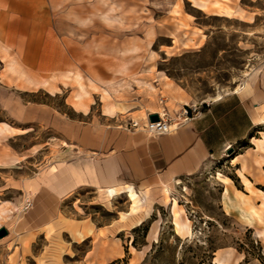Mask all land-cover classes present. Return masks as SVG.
I'll use <instances>...</instances> for the list:
<instances>
[{
	"label": "rangeland",
	"instance_id": "1",
	"mask_svg": "<svg viewBox=\"0 0 264 264\" xmlns=\"http://www.w3.org/2000/svg\"><path fill=\"white\" fill-rule=\"evenodd\" d=\"M234 95L264 102V0H0V264H264V124L137 193L71 180L88 174L77 129L160 113L172 130ZM56 186L49 215L22 213Z\"/></svg>",
	"mask_w": 264,
	"mask_h": 264
},
{
	"label": "crops",
	"instance_id": "2",
	"mask_svg": "<svg viewBox=\"0 0 264 264\" xmlns=\"http://www.w3.org/2000/svg\"><path fill=\"white\" fill-rule=\"evenodd\" d=\"M53 68L56 69V64ZM260 105L264 102H256L251 111V104L247 106L237 95L224 96L204 103L203 108L190 117L179 119L169 133L154 137L137 128L101 140L91 130L87 136L82 131L80 136L81 131L77 129L73 133L72 147L78 153L83 151L88 174L87 177L81 174V170H76L72 164V184L80 187L89 180L93 187L104 190V193L122 191L120 194H126L123 193L126 188H133L134 191L148 189L150 185L190 176L209 159L219 158L229 145L245 138L251 139V128L264 120L256 111ZM248 147L251 148V145ZM66 194V190L58 186L45 190L37 188L32 198L26 197L22 213L26 216L36 213L49 215L51 206L46 201L54 203L55 198ZM138 221L142 222V219H137L134 226L138 225Z\"/></svg>",
	"mask_w": 264,
	"mask_h": 264
},
{
	"label": "built area",
	"instance_id": "3",
	"mask_svg": "<svg viewBox=\"0 0 264 264\" xmlns=\"http://www.w3.org/2000/svg\"><path fill=\"white\" fill-rule=\"evenodd\" d=\"M133 127H136V123H133ZM141 129L147 133L148 136L154 137L169 133L171 131L170 125H168L163 119L158 118L156 122L146 121L145 124L141 126Z\"/></svg>",
	"mask_w": 264,
	"mask_h": 264
},
{
	"label": "water",
	"instance_id": "4",
	"mask_svg": "<svg viewBox=\"0 0 264 264\" xmlns=\"http://www.w3.org/2000/svg\"><path fill=\"white\" fill-rule=\"evenodd\" d=\"M158 120V116L156 114H150L148 115V121L149 122H156ZM5 235V230L0 229V238Z\"/></svg>",
	"mask_w": 264,
	"mask_h": 264
},
{
	"label": "bare ground",
	"instance_id": "5",
	"mask_svg": "<svg viewBox=\"0 0 264 264\" xmlns=\"http://www.w3.org/2000/svg\"><path fill=\"white\" fill-rule=\"evenodd\" d=\"M66 63V62H65ZM157 115V114H156ZM158 118H161V114L160 113H158ZM262 124H264V120L263 121H261L258 125H262ZM259 147L261 148V149H264V146H262V144H260V141H259ZM166 191L168 192V189H166ZM110 195L111 196H113L114 195V193L112 192V191H110ZM175 201L173 202V204H174V206H176L175 205Z\"/></svg>",
	"mask_w": 264,
	"mask_h": 264
},
{
	"label": "trees",
	"instance_id": "6",
	"mask_svg": "<svg viewBox=\"0 0 264 264\" xmlns=\"http://www.w3.org/2000/svg\"><path fill=\"white\" fill-rule=\"evenodd\" d=\"M245 147H247V145H244ZM140 226V225H139ZM134 243H135V239H133L132 241H131V244L132 245H134Z\"/></svg>",
	"mask_w": 264,
	"mask_h": 264
}]
</instances>
